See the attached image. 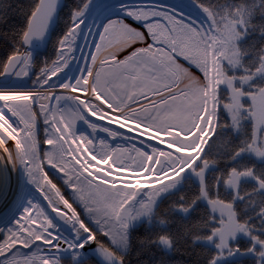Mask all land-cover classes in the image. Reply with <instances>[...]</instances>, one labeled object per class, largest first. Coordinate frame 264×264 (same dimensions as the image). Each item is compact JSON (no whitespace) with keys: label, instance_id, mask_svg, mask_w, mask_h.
Segmentation results:
<instances>
[{"label":"snow or ice","instance_id":"6c2138e0","mask_svg":"<svg viewBox=\"0 0 264 264\" xmlns=\"http://www.w3.org/2000/svg\"><path fill=\"white\" fill-rule=\"evenodd\" d=\"M0 264H264V0H0Z\"/></svg>","mask_w":264,"mask_h":264},{"label":"rangeland","instance_id":"374dc122","mask_svg":"<svg viewBox=\"0 0 264 264\" xmlns=\"http://www.w3.org/2000/svg\"><path fill=\"white\" fill-rule=\"evenodd\" d=\"M167 2L173 4V5H176L179 3V0H167Z\"/></svg>","mask_w":264,"mask_h":264},{"label":"bare ground","instance_id":"6f19581e","mask_svg":"<svg viewBox=\"0 0 264 264\" xmlns=\"http://www.w3.org/2000/svg\"><path fill=\"white\" fill-rule=\"evenodd\" d=\"M169 3V2H168ZM0 211H7V209L2 208V206H0Z\"/></svg>","mask_w":264,"mask_h":264}]
</instances>
